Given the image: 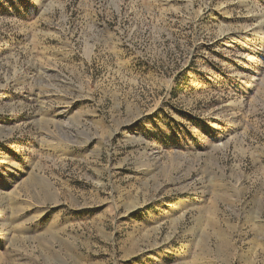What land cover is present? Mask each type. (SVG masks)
Segmentation results:
<instances>
[{"label": "rangeland", "instance_id": "374dc122", "mask_svg": "<svg viewBox=\"0 0 264 264\" xmlns=\"http://www.w3.org/2000/svg\"><path fill=\"white\" fill-rule=\"evenodd\" d=\"M0 264H264V0H0Z\"/></svg>", "mask_w": 264, "mask_h": 264}]
</instances>
